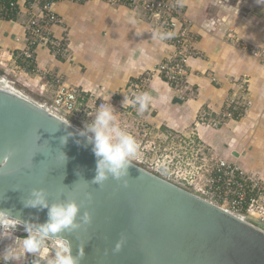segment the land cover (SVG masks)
Returning <instances> with one entry per match:
<instances>
[{
    "label": "crops",
    "instance_id": "0c3cea01",
    "mask_svg": "<svg viewBox=\"0 0 264 264\" xmlns=\"http://www.w3.org/2000/svg\"><path fill=\"white\" fill-rule=\"evenodd\" d=\"M0 1L8 6V0ZM184 2L194 22L197 54L190 61L187 82L178 89L159 75L152 78L149 93L155 103L143 113L144 122L154 134L188 133L195 128L217 154L238 161L264 180V66L252 53L264 46V15L257 14L260 10L264 14V6L254 0ZM55 10L61 22L53 28L54 34L64 37L69 50L40 47L38 65L80 87L91 110L105 99L115 107L122 127L125 120L136 122L135 111L132 114L131 106L123 105L125 96L145 71L172 51L167 40L155 38L160 32L156 24L133 0H65ZM129 17L136 24L129 23ZM26 22L27 16L17 10H0V68L12 84L53 109L57 86L49 87L42 72L36 73L18 57L26 44ZM17 63L25 69L20 74L14 69ZM245 79L252 104L242 116L226 118L225 103ZM91 116L79 122L88 124Z\"/></svg>",
    "mask_w": 264,
    "mask_h": 264
},
{
    "label": "water",
    "instance_id": "95a60500",
    "mask_svg": "<svg viewBox=\"0 0 264 264\" xmlns=\"http://www.w3.org/2000/svg\"><path fill=\"white\" fill-rule=\"evenodd\" d=\"M69 122L0 81V209L41 224L48 210L24 206L34 189H44L50 205L75 200L81 217L88 211L92 220L78 217L82 226L62 236L74 255L84 248L81 264H264L263 221L236 215L135 161L120 181L92 183V145Z\"/></svg>",
    "mask_w": 264,
    "mask_h": 264
},
{
    "label": "built area",
    "instance_id": "2783aa9c",
    "mask_svg": "<svg viewBox=\"0 0 264 264\" xmlns=\"http://www.w3.org/2000/svg\"><path fill=\"white\" fill-rule=\"evenodd\" d=\"M60 1L65 0H8V6H3L0 1V10H17L18 15L27 16L26 44L18 57H22L27 67L36 73L42 72L48 78L49 87L57 86L51 110L64 118L72 116L79 121L84 116L93 115L100 104L107 101L100 99L96 109L91 110L89 99L80 87L67 84L60 75L43 70L37 63L40 47L68 53L66 40L58 38L53 30L61 22L55 10ZM133 4L142 6L156 24L157 31L172 32L173 36L167 39L172 51L156 67L143 73L131 88L129 98L134 94L149 93V84L155 75L178 89L187 82L190 61L197 54L192 30L194 22L184 9V0H133ZM252 53L264 66V46L252 49ZM14 69L18 74L25 70L18 63ZM246 84L247 79L239 84L240 91H235L227 99L223 111L226 118H238L251 106ZM136 107H131L130 112L135 111L136 122L130 124L125 120L123 126L140 144L139 158L135 162L236 215L264 222V180L259 175L245 170L238 161L217 154L198 136L195 128L188 133L154 134ZM202 120L209 121L206 116Z\"/></svg>",
    "mask_w": 264,
    "mask_h": 264
},
{
    "label": "clouds",
    "instance_id": "9594fccd",
    "mask_svg": "<svg viewBox=\"0 0 264 264\" xmlns=\"http://www.w3.org/2000/svg\"><path fill=\"white\" fill-rule=\"evenodd\" d=\"M257 5L264 6V0H254ZM129 23L136 24L134 17H129ZM159 41L172 38V32L154 34ZM164 98L161 97V102ZM154 97L148 92L134 94L133 98L125 96L123 105L125 107H136L139 114H143L154 105ZM70 125L69 123H65ZM75 135L68 133L61 138L62 144H67L69 137ZM82 137H87L92 145V151L96 157V175L92 183L102 185L109 178L120 181L128 175V169L133 161L139 158L140 144L130 132L123 128L119 122L115 107L110 102L100 104L93 114L91 123L85 125V129L79 132ZM80 143L79 140L76 141ZM61 159L65 162L68 157L61 151ZM3 167V164L0 165ZM125 186L127 182L125 181ZM91 194H89V199ZM25 207L47 209L48 219L41 224H32L22 221L14 216L10 210L0 209V238H5L14 233L18 225H23L27 235L23 238L17 237L16 248H7L3 253L5 264L8 261H19L21 257L38 254L41 259H46L49 249L46 241L55 242L54 256L47 264H81L85 253L80 247L76 255L73 254L71 242L62 236V233L79 229L82 224H88L92 220L91 213L85 211L81 217V205L75 200L61 201L49 204L48 195L44 189H34L29 199L24 202ZM78 217L80 220H78ZM122 238L117 244L115 251L119 252L124 244ZM39 264V261H34Z\"/></svg>",
    "mask_w": 264,
    "mask_h": 264
},
{
    "label": "rangeland",
    "instance_id": "374dc122",
    "mask_svg": "<svg viewBox=\"0 0 264 264\" xmlns=\"http://www.w3.org/2000/svg\"><path fill=\"white\" fill-rule=\"evenodd\" d=\"M2 69V68H1ZM6 79V80H3ZM0 81H5L6 83H8V85L14 87L15 89H17L18 91L22 92L23 94L27 95L28 97H30L31 99L34 100V95H32V93H26V91H22V89H20L21 87L17 84L16 85L10 82V79L7 77V75H0ZM31 94V95H30ZM39 102V101H37ZM40 103V102H39ZM60 112V111H58ZM61 113V112H60ZM70 122H72L73 124H75L76 126L80 127L81 129H85V123L79 122L78 120H75L72 116L71 117H66ZM93 119V115L91 116L89 122L91 123ZM88 122V121H87ZM0 231H3V229H0ZM27 235L26 231H19V230H15L14 233L8 235L5 238H0V264H5V261L3 260V253L5 252V250L7 248H16L18 247V245L15 243V240L17 237L23 238ZM46 246L49 249V253L46 259H41L38 260L39 264H47V261L49 259H52L54 256V248H55V242L53 240H48L46 241ZM33 256H38V254H30V255H26L21 257V259L19 261H8L7 264H34V261L32 260Z\"/></svg>",
    "mask_w": 264,
    "mask_h": 264
},
{
    "label": "trees",
    "instance_id": "16d2710c",
    "mask_svg": "<svg viewBox=\"0 0 264 264\" xmlns=\"http://www.w3.org/2000/svg\"><path fill=\"white\" fill-rule=\"evenodd\" d=\"M5 73H6L5 70H3V69L0 68V75H3ZM37 260H40V257L33 256L31 261H37Z\"/></svg>",
    "mask_w": 264,
    "mask_h": 264
},
{
    "label": "bare ground",
    "instance_id": "6f19581e",
    "mask_svg": "<svg viewBox=\"0 0 264 264\" xmlns=\"http://www.w3.org/2000/svg\"><path fill=\"white\" fill-rule=\"evenodd\" d=\"M3 80H6V79H3ZM16 229L19 230V231H25L24 226L22 224L21 225H18Z\"/></svg>",
    "mask_w": 264,
    "mask_h": 264
}]
</instances>
